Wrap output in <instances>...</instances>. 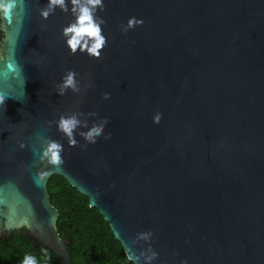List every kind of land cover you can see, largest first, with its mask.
Returning a JSON list of instances; mask_svg holds the SVG:
<instances>
[{
	"label": "water",
	"instance_id": "95a60500",
	"mask_svg": "<svg viewBox=\"0 0 264 264\" xmlns=\"http://www.w3.org/2000/svg\"><path fill=\"white\" fill-rule=\"evenodd\" d=\"M13 2L0 15V234L25 232L70 264L45 188L58 174L128 260L150 244L152 264H264V0H103L100 59L69 54L70 12ZM133 17L143 24L123 33ZM70 70L82 93L59 96ZM73 112L109 121L95 144L80 147L87 128L76 147L48 128ZM41 138L63 145V165L38 160ZM142 232L150 241L132 244Z\"/></svg>",
	"mask_w": 264,
	"mask_h": 264
},
{
	"label": "clouds",
	"instance_id": "9594fccd",
	"mask_svg": "<svg viewBox=\"0 0 264 264\" xmlns=\"http://www.w3.org/2000/svg\"><path fill=\"white\" fill-rule=\"evenodd\" d=\"M71 4L69 10L68 4ZM15 4L13 0H0V15L4 18H8ZM59 8L61 12L69 13L74 17L73 22L69 23L68 26L62 30V35L65 38V44L69 50V54L75 55L77 50L80 53H86L89 57L100 59L102 50L107 46V37L103 35L102 26L105 25L106 21L97 15L98 11H104L103 0H48V3L41 8L40 16L43 19H47L50 15L54 14L55 10ZM143 24L142 20H138L135 17L130 18L126 25H121L123 33H127L130 29L140 26ZM78 73L74 71H68L62 78V83L56 87L58 89L57 94L63 96L67 91H71L73 94H81V82L77 79ZM92 87L90 81L83 85L84 89ZM5 96H0V105L4 104ZM105 100L109 99V94L105 93ZM98 116L95 112H89L87 114L82 112H73L70 114H61L57 121H48L47 126L50 129L52 124L55 123L57 130L63 134L67 139L68 146L76 147L78 141L75 139L74 133L78 128H87V131L79 132V136L86 142L84 145H80L82 149L87 147V144H95L97 139L102 135L105 125L108 124L106 118L99 119L90 128L87 119L81 120L80 117ZM161 114L157 113L153 118V123L159 124L161 121ZM110 135L105 139H110ZM41 151L39 152L38 160L54 166L63 165L64 161L61 153L63 152V145L57 141L50 139L41 138ZM23 148L24 145H21ZM46 173L40 172L34 175L33 179L37 186H40L44 180ZM151 232L138 233L136 237L131 241L132 244H136L138 241L149 242L151 239ZM144 257V264H152L157 258V253L153 251L149 244L146 252H140L139 255L133 251L128 258L133 264H139L140 257ZM47 252L45 251V259H47ZM22 264H38L35 256L26 255ZM186 264V261L182 262Z\"/></svg>",
	"mask_w": 264,
	"mask_h": 264
},
{
	"label": "trees",
	"instance_id": "16d2710c",
	"mask_svg": "<svg viewBox=\"0 0 264 264\" xmlns=\"http://www.w3.org/2000/svg\"><path fill=\"white\" fill-rule=\"evenodd\" d=\"M45 188L48 202L57 211L56 231L70 240V264H133L102 215L88 205L85 195L58 174L47 179ZM26 255L35 256L38 264H58L51 250L25 232L0 234V264H22Z\"/></svg>",
	"mask_w": 264,
	"mask_h": 264
}]
</instances>
